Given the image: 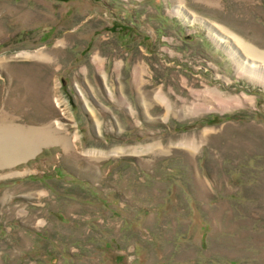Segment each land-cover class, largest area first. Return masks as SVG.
I'll use <instances>...</instances> for the list:
<instances>
[{
	"label": "rangeland",
	"instance_id": "1",
	"mask_svg": "<svg viewBox=\"0 0 264 264\" xmlns=\"http://www.w3.org/2000/svg\"><path fill=\"white\" fill-rule=\"evenodd\" d=\"M176 6L264 53V0H0V264H264V84Z\"/></svg>",
	"mask_w": 264,
	"mask_h": 264
},
{
	"label": "bare ground",
	"instance_id": "2",
	"mask_svg": "<svg viewBox=\"0 0 264 264\" xmlns=\"http://www.w3.org/2000/svg\"><path fill=\"white\" fill-rule=\"evenodd\" d=\"M172 13L178 17L179 20L185 26L198 25L205 30V35L211 40L216 48L220 49L232 62L236 73L244 74L251 81L261 80L264 84V53L258 51L257 49L248 46L242 39L232 35L231 33L225 31L223 28L217 26V24L211 23L206 19L197 17L188 12L185 8L176 6L173 8ZM120 65H116L114 68L117 71ZM134 75L137 77L142 71L139 68H134ZM208 89L205 90L207 93ZM212 91V90H211ZM218 91H212L213 96H223L222 93L217 94ZM148 97V96H147ZM238 101L239 105L243 103V99L234 98ZM152 100L164 105L168 112L171 108V104L165 94L161 90L157 91L153 95ZM147 98L144 95L142 97V102L146 105ZM121 103V102H120ZM147 114V112H146ZM24 136L25 139H21ZM51 138V137H50ZM41 136L39 131H35L33 128L24 131L17 127L13 128H1L0 129V167L11 166L20 161L27 160L36 153L39 141H41ZM43 140L49 142L47 137H43ZM43 144V143H42ZM125 149L113 150L108 155L111 154H124ZM137 152V151H135ZM100 152L99 155H103ZM107 155V154H106Z\"/></svg>",
	"mask_w": 264,
	"mask_h": 264
}]
</instances>
